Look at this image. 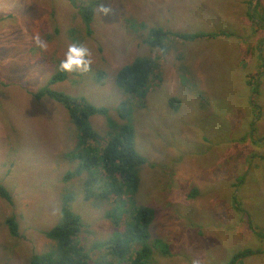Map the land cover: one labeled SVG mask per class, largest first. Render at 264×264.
Instances as JSON below:
<instances>
[{
	"label": "rangeland",
	"instance_id": "rangeland-1",
	"mask_svg": "<svg viewBox=\"0 0 264 264\" xmlns=\"http://www.w3.org/2000/svg\"><path fill=\"white\" fill-rule=\"evenodd\" d=\"M72 1L90 0H0V184L11 198L0 195V264H29L33 253L49 250L53 242L44 233L71 194L70 208L83 223L79 241L87 247L122 231L128 211L143 206L154 212L148 264H228L245 250L254 254L241 264H264V238L249 226L264 228V0H98L90 36ZM254 2L259 24L249 19ZM154 28L220 36L171 40L163 53L145 43ZM81 36L90 71L69 73L51 88L108 108L116 122L117 106L128 103L135 148L147 160L131 199L119 203L127 210L118 228L106 215L117 203L98 196L110 182L100 168H93L98 184L89 200L82 187L88 172L66 179L82 161L66 110L31 95ZM139 56L158 64L141 103L114 86L117 70ZM100 71L101 85L94 80ZM246 81L258 85L257 96ZM170 99L179 103L175 111ZM91 124L106 134L102 116ZM95 147L87 154L99 155ZM12 216L16 237L5 223ZM92 260L97 264L98 256Z\"/></svg>",
	"mask_w": 264,
	"mask_h": 264
},
{
	"label": "trees",
	"instance_id": "trees-1",
	"mask_svg": "<svg viewBox=\"0 0 264 264\" xmlns=\"http://www.w3.org/2000/svg\"><path fill=\"white\" fill-rule=\"evenodd\" d=\"M72 2L86 28L85 34L90 36L92 34L91 25L95 9L99 4L98 0H90L83 4ZM252 7L254 8L252 13H249V19L252 24H259L255 21L254 16L258 12L259 7H257L256 2H254ZM218 36L220 35L209 32L181 33L154 28L145 43L150 49H160L164 53L168 51L169 47L166 44L171 42V40L175 42H194L201 39L211 40ZM82 39V36L77 37L75 43L81 44L77 42ZM157 66V59L139 56L130 64L124 65L117 70L114 76V86L129 100L136 99L141 103L148 94L152 80L157 76ZM72 73H75V71ZM68 74L59 70L51 76L45 86L36 91V93L30 94L36 99L48 98L66 110L69 122L73 128V135H77L74 150L78 152L77 157L82 159L81 164L74 172L66 174V179L77 178L82 172H88L89 176L82 184V187L84 189V199L89 200L95 194L98 184V177L94 175L93 168L95 166L100 168L110 182L108 181L107 189L98 194V196L103 200L117 203L118 208L112 212L113 216L106 215L112 219L114 217V226L118 228V224L121 222V215L127 210L125 208V210L121 211L119 203L124 206V201L130 197L129 193L137 188V171L147 161L135 148V131L132 124H129L132 110L128 109V103H120L117 106V110L121 122H116L110 117L108 108L94 106L86 98L70 96L51 88L53 84L65 81ZM104 74L102 71L95 74L96 79L94 80H96L97 84L101 85ZM257 76L258 74L256 77H251L254 79ZM80 77L85 78L84 76ZM246 82L249 87H252L254 95L257 96L259 94L258 85L255 86L253 84L255 86L253 87L250 81ZM178 105L179 103L175 104L173 99L169 100V107H173V111L178 108ZM95 116H102L105 119L107 132L104 136L98 133L91 124V120ZM91 143L96 144L95 149H100L99 155L87 154L91 150ZM102 143L103 146L101 148ZM0 195L8 202H11L10 195L1 184ZM73 199L74 196L72 194L64 196L57 223L50 231L44 233L45 237L52 241L53 244L46 252L41 254L33 253L29 259V264H89L93 261L92 259L95 255L99 259V261H96L97 264H115L116 262L123 264H148V259L151 255V247L148 243L150 238L149 227L154 219V212L151 208L143 206L133 207L132 210L128 211L131 214V219L125 221L122 231L115 232L112 237L105 240H96L91 246L87 247L79 241L83 223L80 216L70 208V203ZM233 207L237 213H243L241 204L236 197L233 198ZM5 223L10 235L13 237L18 236V225L15 218L12 216L6 219ZM249 226L254 235L258 238H264V228L251 226V224ZM139 246L140 249H138ZM252 254L254 253L250 250L237 252L228 264H241L242 259Z\"/></svg>",
	"mask_w": 264,
	"mask_h": 264
},
{
	"label": "clouds",
	"instance_id": "clouds-1",
	"mask_svg": "<svg viewBox=\"0 0 264 264\" xmlns=\"http://www.w3.org/2000/svg\"><path fill=\"white\" fill-rule=\"evenodd\" d=\"M40 47H45L42 40L37 39ZM91 68L90 51L87 47L73 43L67 49L64 59L59 63V70L65 73L74 71L87 73Z\"/></svg>",
	"mask_w": 264,
	"mask_h": 264
}]
</instances>
